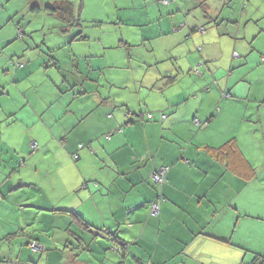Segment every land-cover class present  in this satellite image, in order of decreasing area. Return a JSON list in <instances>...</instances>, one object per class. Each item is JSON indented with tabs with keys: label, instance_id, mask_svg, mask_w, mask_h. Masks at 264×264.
<instances>
[{
	"label": "crops",
	"instance_id": "0c3cea01",
	"mask_svg": "<svg viewBox=\"0 0 264 264\" xmlns=\"http://www.w3.org/2000/svg\"><path fill=\"white\" fill-rule=\"evenodd\" d=\"M182 1L198 9L197 18L176 1L167 18L185 23L179 32L151 36L171 39L164 50L151 48L148 61L128 54L123 40L120 65H80L73 56L71 65L61 63L76 68L72 80L43 65V77L28 88L32 97L21 89L12 94L0 79V264L264 259V0H215L216 9L207 0ZM227 5L234 6L231 17L213 14ZM12 51L10 58L28 62L15 79H23L19 72L28 79L33 59ZM52 51L49 44L47 55ZM0 57L5 70L7 57ZM99 71L109 78H89ZM33 97L49 107L30 103ZM162 165L170 167L167 182L155 190L150 177ZM102 240L111 242V255ZM116 241L121 252L113 250ZM31 242L43 249L33 251ZM93 245L102 246L100 254Z\"/></svg>",
	"mask_w": 264,
	"mask_h": 264
},
{
	"label": "rangeland",
	"instance_id": "374dc122",
	"mask_svg": "<svg viewBox=\"0 0 264 264\" xmlns=\"http://www.w3.org/2000/svg\"><path fill=\"white\" fill-rule=\"evenodd\" d=\"M55 1L61 0H0V38L4 36H9L10 38L9 41L0 43V53L7 57L3 61L9 64L5 70H0V79H3V84L8 85V89L12 94H19V89H21L27 93V96L32 97L35 93L28 88L32 84L33 79L43 77L42 74L40 75V68L43 65L49 68L48 70L53 69L51 70L53 75L65 74V78L68 80L77 78L74 66L69 67L61 64L71 65L73 56L77 62L80 61V65H85L86 62L101 63L100 68L103 69H105L103 66L105 63L120 65L123 62V52L120 47V43L123 40L130 46L128 47L130 50L128 54L133 53V56L148 61L152 57L151 52H149L151 48L164 50L169 46L168 43L171 39L168 36H160V39H153L151 36L162 35L161 30L165 35L168 32V28H170L171 33H175L179 29V25L185 23V21L177 22L176 16L167 18L171 13L170 8L175 6L176 1H178L177 3L180 5L184 15L187 12L193 18H197L198 15V9L194 5L184 7L182 0H172L167 4L164 3V0H72L75 7L80 10L74 17L76 21L67 23L46 11L45 8ZM214 1L207 0L206 3L211 4L210 7L212 9H216V6L213 5ZM233 8V5H227L218 8L213 14L216 15L220 11L222 16L231 17L234 14ZM180 18L183 19L182 14ZM78 21L80 25L77 27ZM66 25H69L67 26V32L60 33L62 31L61 28ZM15 29H21L24 42L19 40L21 38H16ZM177 32L176 34H178ZM78 33L80 34L77 35ZM142 34L146 36L143 42H141ZM14 35L15 39H13ZM75 36L85 37L87 40L76 39V42H72ZM42 43L44 48L42 46V49H36ZM49 44L55 52L52 51L47 55ZM14 48L23 49L25 55L29 58L28 61L31 58L34 61L33 68L36 71L28 79L25 78L22 72H19L18 76L23 79L16 80L14 77L15 69H17L15 62L28 63L25 60L21 62L20 59L10 58L11 55H14V53L11 54ZM56 58H59L60 63H55L54 65L53 63L57 61ZM125 62L124 64H127V60ZM129 62L133 67L138 65L135 62ZM2 71L5 72L1 73ZM99 73L91 72L89 78L102 82L104 78H109L107 73L100 71ZM84 74L86 75V71ZM187 75L190 78L198 79L195 78L196 76L192 72L187 73ZM45 91H49V89L45 88ZM113 91L116 92L115 89ZM30 99V103L36 106L49 107L48 104L50 102H39L37 97ZM261 157L263 160L260 164L264 165V149ZM74 163L77 162L74 161ZM29 190L27 188L21 192L29 193ZM45 191L47 195L54 194V192L47 189ZM21 192L15 193L20 195ZM16 209L19 210V207L16 206ZM54 214L59 216L57 211ZM47 215L50 216L52 214ZM102 241L106 244L104 253H110L111 255V242L108 240ZM101 247L100 245L92 246L94 255L101 253ZM116 251H118L117 248Z\"/></svg>",
	"mask_w": 264,
	"mask_h": 264
},
{
	"label": "trees",
	"instance_id": "16d2710c",
	"mask_svg": "<svg viewBox=\"0 0 264 264\" xmlns=\"http://www.w3.org/2000/svg\"><path fill=\"white\" fill-rule=\"evenodd\" d=\"M46 11L48 13H50L51 15H55L57 18H59L60 20H63L64 22H72V21H76L74 19V4L72 2V0H61V1H58V2H55V3H52L51 5L47 6L46 8ZM80 10V9H79ZM78 10V12H79ZM21 32V36H18V33ZM22 37L23 36V33L21 31V29H17L16 30V37ZM238 55V54H237ZM17 64H21V63H16L15 66H17ZM23 67V64H21V66L19 68H22ZM146 116V115H145ZM147 117V116H146ZM120 129V127H118L116 130ZM167 166V165H166ZM160 167V166H159ZM169 167V166H168ZM158 169V167H157ZM156 169V170H157ZM169 170H170V167H169ZM169 172V171H168ZM168 172H167V175H168ZM167 175L165 176V182L160 186V185H157L155 184L151 178H150V181L153 185V187L155 188V190L157 189H161L163 187V185L167 182ZM162 195L160 196H156L151 202L153 201H157L158 200V197L161 198ZM159 202V201H157ZM150 207V205H149ZM150 209V208H149ZM158 217V216H157ZM76 220L80 221L79 217L75 216ZM153 218H156V217H153ZM83 225H85V223H83ZM111 237V236H110ZM112 238V237H111ZM114 242H115V239H114ZM118 244V245H117ZM115 247L114 250H116V248L118 249V252L121 250H123V246L120 245L117 241L115 244H113ZM119 246V247H118ZM253 264H264V259L261 258V257H258V256H255L254 257V263Z\"/></svg>",
	"mask_w": 264,
	"mask_h": 264
},
{
	"label": "built area",
	"instance_id": "2783aa9c",
	"mask_svg": "<svg viewBox=\"0 0 264 264\" xmlns=\"http://www.w3.org/2000/svg\"><path fill=\"white\" fill-rule=\"evenodd\" d=\"M172 0H164V3L167 4L169 2H171ZM181 26V25H179ZM199 31H203V28L199 29ZM18 36H21V32L18 33ZM233 57H238V55L236 53H233ZM18 67L21 66V64H17ZM198 70V69H197ZM197 70H196V73H197ZM223 97H229V95L227 94H223L222 95ZM147 118H151V114H146ZM194 123L198 124V121H194ZM122 128L118 129L117 131L120 132ZM115 131H111L109 133H107L105 135V138L107 140L110 139V137L112 136V134L114 133ZM74 159H76V155L73 156ZM169 171V167L166 166V165H162L160 167H158L157 170H155L152 174H151V180L157 184V185H162L164 182H165V176L167 174V172ZM150 215L152 217H157L158 214H159V206H158V202L157 201H153L150 203ZM29 248L32 249L33 251H40L41 249H43L40 245H38L36 242H31L30 245H29Z\"/></svg>",
	"mask_w": 264,
	"mask_h": 264
},
{
	"label": "water",
	"instance_id": "95a60500",
	"mask_svg": "<svg viewBox=\"0 0 264 264\" xmlns=\"http://www.w3.org/2000/svg\"><path fill=\"white\" fill-rule=\"evenodd\" d=\"M201 65L200 64H198V66L197 67H195V69H194V73L196 74V75H200V74H197L196 73V70L200 67Z\"/></svg>",
	"mask_w": 264,
	"mask_h": 264
},
{
	"label": "bare ground",
	"instance_id": "6f19581e",
	"mask_svg": "<svg viewBox=\"0 0 264 264\" xmlns=\"http://www.w3.org/2000/svg\"><path fill=\"white\" fill-rule=\"evenodd\" d=\"M167 175V174H166Z\"/></svg>",
	"mask_w": 264,
	"mask_h": 264
}]
</instances>
